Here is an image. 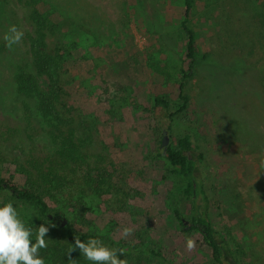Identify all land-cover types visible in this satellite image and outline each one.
<instances>
[{
    "label": "rangeland",
    "instance_id": "rangeland-1",
    "mask_svg": "<svg viewBox=\"0 0 264 264\" xmlns=\"http://www.w3.org/2000/svg\"><path fill=\"white\" fill-rule=\"evenodd\" d=\"M183 7L184 0H0V175L23 185L52 169L63 160L62 133L73 127L76 168L89 162L103 182L89 190L82 179L72 194L61 190L57 202L42 190L70 229L161 253L160 259L123 253L126 264H216L198 235L174 218L171 200L183 182L157 155L163 133L151 115L152 96L161 92L178 109L184 95L168 143L188 132L199 145L212 227L241 264H264V0H192L188 25L198 57L190 73ZM9 25L24 32L12 55L3 40ZM36 32L62 69L73 118L63 132L38 112L36 99L16 92L17 65L35 72ZM37 83L51 86L44 74ZM9 201L20 218L36 216L31 204L0 193V206ZM182 210L188 224L191 200ZM122 227L132 234L122 238ZM187 239L194 241L191 251Z\"/></svg>",
    "mask_w": 264,
    "mask_h": 264
},
{
    "label": "trees",
    "instance_id": "trees-1",
    "mask_svg": "<svg viewBox=\"0 0 264 264\" xmlns=\"http://www.w3.org/2000/svg\"><path fill=\"white\" fill-rule=\"evenodd\" d=\"M142 3V0H137ZM192 7V0H184L183 17L181 28L185 35V72H192L198 57L196 44V34L189 27V17ZM37 23L43 24L41 16L35 19ZM7 31H5L6 33ZM37 33V32H36ZM235 42H241V34L235 37V32H227ZM35 57L33 60V71L25 66L17 65L14 71V81L16 92L23 97H32L37 101L38 112L51 120L56 131L63 132L64 128L73 126V118L69 115L70 106L63 100L64 87L59 81L61 67L57 65L53 54L44 52L43 38L37 33L32 40ZM12 55V50L6 47ZM47 75L51 81L49 90L41 89L37 83V75ZM187 76L183 72L182 77ZM182 84H180L181 86ZM182 100L178 109H173L169 99L163 93H156L152 96L151 115L158 130L166 131L167 134L173 132V123L181 116L185 110L187 97L180 95ZM84 122L82 121V124ZM73 128V127H71ZM70 135L62 133L64 136L61 144L65 151L60 150L63 160L57 163L48 171H41L36 178L28 177L23 185H18L15 181L0 175V193H6L17 202L31 204L35 209V217L21 218L27 227L33 229L41 224L49 228L45 237L47 248L40 250V256L45 264H88L80 252L73 250L75 240L86 242L89 238H98L104 245L112 249H120L124 256L134 257L137 254L151 255L157 259L161 258V253L154 249L141 247L130 243H115L112 239L93 233H78L70 229L67 219L60 210H51L44 198L43 191L47 192L53 200L58 201L61 190H66L69 194L80 180L83 179L89 190H96L103 179H97L92 166L88 163L84 167L76 168V144L73 137V130ZM169 163L167 172L178 177L183 186L177 191V198L171 200V210L174 218L179 221L182 230L185 232L194 231L198 235V243L207 249L211 259L216 264H241L235 252L228 245V241L219 231L211 225L208 209L209 195L206 187L207 174L205 171L204 153L199 149L188 132L176 134L165 148H161L157 153ZM66 172V173H65ZM79 172L82 173L80 179ZM163 177L166 175H162ZM43 190V191H42ZM184 200H191V215L188 224L184 221L182 203ZM64 223L62 224V222ZM34 239V237H33ZM79 250V249H78Z\"/></svg>",
    "mask_w": 264,
    "mask_h": 264
},
{
    "label": "clouds",
    "instance_id": "clouds-1",
    "mask_svg": "<svg viewBox=\"0 0 264 264\" xmlns=\"http://www.w3.org/2000/svg\"><path fill=\"white\" fill-rule=\"evenodd\" d=\"M23 37L21 29L16 25H9L3 40L5 46L12 50L13 46L22 42ZM259 167L264 169V160L260 161ZM48 231L49 228L41 224L34 233L20 218L12 202L3 203L0 206V264H45L40 250L48 246L45 239ZM132 231L131 228L122 227L121 237L127 238ZM194 247V241L187 239L186 248L191 251ZM76 248L92 264H126L120 258L122 250L109 248L98 238H89L86 242L76 239L69 252Z\"/></svg>",
    "mask_w": 264,
    "mask_h": 264
},
{
    "label": "water",
    "instance_id": "water-1",
    "mask_svg": "<svg viewBox=\"0 0 264 264\" xmlns=\"http://www.w3.org/2000/svg\"><path fill=\"white\" fill-rule=\"evenodd\" d=\"M168 144V137H167V133L166 131H163V137H162V140H161V146L163 148L166 147V145ZM65 220H63L62 224L64 223Z\"/></svg>",
    "mask_w": 264,
    "mask_h": 264
}]
</instances>
